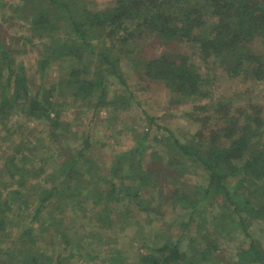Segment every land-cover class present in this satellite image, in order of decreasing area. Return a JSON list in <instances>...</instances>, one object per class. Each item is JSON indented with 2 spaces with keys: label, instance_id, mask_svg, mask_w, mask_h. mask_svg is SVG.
<instances>
[{
  "label": "trees",
  "instance_id": "trees-1",
  "mask_svg": "<svg viewBox=\"0 0 264 264\" xmlns=\"http://www.w3.org/2000/svg\"><path fill=\"white\" fill-rule=\"evenodd\" d=\"M99 3L19 0L2 16L21 34L14 50L0 31V264H95L105 253L125 264H264V105L213 86L221 73L264 88V0ZM148 38L168 47L139 56ZM127 69L163 85L167 104L197 125L166 137L158 169L143 161L154 118L132 129L120 160L97 166L67 117L122 115L119 104L136 99ZM13 118L46 135L21 140L22 125L5 127ZM166 203L197 220L185 246L160 239Z\"/></svg>",
  "mask_w": 264,
  "mask_h": 264
},
{
  "label": "rangeland",
  "instance_id": "rangeland-1",
  "mask_svg": "<svg viewBox=\"0 0 264 264\" xmlns=\"http://www.w3.org/2000/svg\"><path fill=\"white\" fill-rule=\"evenodd\" d=\"M18 1L19 0L0 1V31L4 35V38L7 40V44L12 45V48L14 50L18 48L19 43L16 42L13 38L18 37L21 34V30L18 27L17 23L15 25H12L10 24L9 19H3L2 16L3 14L5 16L11 15L12 10L10 9V7H12L14 4H17ZM99 2L100 0H98V3ZM10 33L13 34V37L10 36ZM159 46L168 47V45L164 44L160 40H156L155 38L144 39L139 49V56L153 54L154 51L160 50ZM18 59H22L23 63L29 62L23 53L18 57ZM25 66L28 67L27 64H25ZM127 68L129 69L130 67L128 66ZM128 69L126 70L124 76L126 79L129 80V83L132 85V90L134 91L136 99L130 102V108L127 106L128 101L119 104L121 105L119 110L124 112L122 115L119 116L118 113H113L111 116H107L106 113L102 111L99 114L100 118H93L91 117L92 112L89 111L85 115L75 114L76 116L73 115V112L71 114L68 113L67 117L72 120V128L74 130L72 132L79 133L80 142H76L77 146H82V138H89V149L88 151H86L85 155L87 159L89 158L90 160L94 161L97 166H100L101 164L109 165L111 160H120V153L130 149L135 144L132 129L139 130L141 134L145 131L144 127L148 122V118H154L156 124L161 125L158 126L154 123V126L158 127V129L155 133L153 131L155 129L154 127L151 136L148 137V149L144 152L143 161H146V164L147 162H152L155 168L158 169L159 167H161V164L159 163L160 161L158 159L157 154L162 155L163 149L166 148L165 143H168L167 139H170L166 137H168L169 134L173 132L179 134L180 139L183 140L184 138H187L189 135H191V133L195 132V130L197 129V125L193 126L191 122H188L185 118H183L182 113L184 107L178 110L176 109V106H170L169 104H167L168 92L165 90L163 85L158 82H153L152 80H147L143 76L139 77L138 75H136L135 72H130ZM57 70L58 69L55 68V73L57 72ZM215 70L216 73H218V71H222L217 67H215ZM223 77L224 75L219 73V76H216V79L213 84V86L219 87V91H227V94H230L233 91H244L242 96L238 95L239 97H237L235 95L234 99H239L238 101H240L242 104H246L248 102L258 105H264V88H261L259 86H248L247 84H242L241 87V80L232 81L231 79H226L225 77ZM227 97L231 98L230 95H228ZM103 118L109 120L104 121ZM100 121L103 122L100 123ZM10 126H19V130L26 129V133L23 132L24 137H22L21 140L24 139V141L28 143L34 142L37 138V135L45 130V127H43L40 122H33L32 120L22 118H20L19 120L13 118L9 122L7 120L5 122V127L10 128ZM43 134L44 136L46 135L44 132H42V135ZM181 135L183 136L182 138ZM154 136L156 137L157 141L153 139ZM163 138H165L164 141ZM7 143L9 144V141ZM70 144L71 142H69V145ZM54 152L55 151H53V153ZM154 152L156 154H154ZM166 157L167 156H163L164 159ZM39 163L33 169L38 168ZM146 164L144 165V167L146 166ZM17 180H20L19 176L13 178V180H8L6 184H11L12 181L15 182ZM162 181L163 179L160 177L159 182ZM33 204L34 203H31L32 207ZM12 210V208L9 209V216L13 215V213L11 212ZM188 210L189 209H185L181 206L173 208L170 203L164 207V217L158 222L162 225L160 226V228H158V230H161L158 232L160 239H162L163 235H167L168 233L171 235L172 241H176L179 237V239L181 240V246H185L187 244V241L189 240L188 235H193L195 233V223L197 222V220L195 219L190 221ZM213 210L215 211V208H213ZM207 211L213 212L209 207ZM189 222L190 225L186 227ZM131 231L132 228L127 229L125 227V229L120 232L119 239H125L128 241L132 235ZM154 240H159L157 236V231H155ZM226 244L231 245L232 242ZM140 248V244H132L130 249L132 256H135L137 251L140 250ZM49 251L50 250L48 249V252ZM101 254L102 253H100V255ZM105 254L106 255L100 256L101 260H96L95 264L127 263L126 261H124V259L118 261L120 259L118 256L113 259L112 257L114 255H107V253Z\"/></svg>",
  "mask_w": 264,
  "mask_h": 264
}]
</instances>
